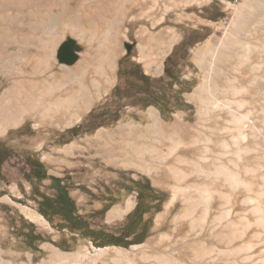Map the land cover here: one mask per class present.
<instances>
[{
  "label": "rangeland",
  "instance_id": "rangeland-1",
  "mask_svg": "<svg viewBox=\"0 0 264 264\" xmlns=\"http://www.w3.org/2000/svg\"><path fill=\"white\" fill-rule=\"evenodd\" d=\"M245 2L0 0V101L19 84L48 110L22 111L0 127V142L12 151L1 168L0 264H59L55 253L71 257L67 264H264V26L248 37L250 49L220 48L219 61L213 57ZM108 28L112 44L104 38ZM194 32L187 59L178 61L191 110H175L166 120L152 105L112 97L115 86L129 81L117 77L120 59L158 79L165 58ZM69 39L77 59L68 65L57 55ZM208 77L202 106L195 90ZM163 89L170 97L173 90ZM112 111H120L117 121L106 118ZM155 122L160 134L147 135ZM150 143L163 159L148 167L124 160L130 145ZM26 155L66 183L90 228L121 225L136 203L132 181L142 176L166 199L142 244L97 247L58 231V217L50 224L37 212L22 174ZM173 167L186 174L183 181ZM49 183L39 190L53 194ZM108 201L109 210L97 213ZM26 236L45 240L28 247Z\"/></svg>",
  "mask_w": 264,
  "mask_h": 264
},
{
  "label": "trees",
  "instance_id": "trees-1",
  "mask_svg": "<svg viewBox=\"0 0 264 264\" xmlns=\"http://www.w3.org/2000/svg\"><path fill=\"white\" fill-rule=\"evenodd\" d=\"M195 34V32L190 34L181 44L173 48L164 60L163 76L158 79H151L145 75L139 64L127 63L124 58L120 59L116 72L117 77L124 79L128 76L129 81L125 82L124 86H115L112 89V97L115 99L130 97L134 105L141 107L152 105L166 120L170 119L175 110H191V106L183 97V94L188 93L191 88L186 87L187 82L182 79V67H178V61L187 59L185 47L189 42L188 40ZM205 38L206 36L201 40ZM163 86L170 90H173L174 86L178 88L173 90L169 97ZM130 91L131 93H129ZM106 118L117 121L120 118V111H112ZM77 130L78 127H74L68 133L75 135ZM10 156H12L11 149L0 142V183L4 182L1 168ZM24 165L27 169L22 174L25 181L30 184L32 201L36 204L37 212L50 224L54 217H58L61 221L56 226L58 231L66 230L71 234H79L81 238L92 241L97 247L128 248L143 243L151 227L153 215L161 211L162 203L166 199L165 193L154 190L147 179L132 181V185L137 191L136 204L133 210L125 216L124 222L113 231L90 228L87 221L78 214L75 202L69 196L68 187L62 179L49 176L43 163L31 155L24 156ZM44 180H49V189L53 191V194L48 195L39 190V185ZM2 195L0 190V197ZM107 204L110 202L108 201L97 213L104 214L107 212L111 206ZM44 240L39 236L36 239H32V237L29 239L26 236L28 247L32 243L43 242Z\"/></svg>",
  "mask_w": 264,
  "mask_h": 264
},
{
  "label": "bare ground",
  "instance_id": "bare-ground-1",
  "mask_svg": "<svg viewBox=\"0 0 264 264\" xmlns=\"http://www.w3.org/2000/svg\"><path fill=\"white\" fill-rule=\"evenodd\" d=\"M238 9L240 11L238 17L231 21L232 27L230 31H228L225 41L223 42V40H220L215 47L213 57L218 59V61H219V57L222 56L219 52L220 48L231 51L233 54L241 49L242 50L245 48L250 49L251 43L248 42V37L252 36L251 35L252 33H256L259 27H261L262 25L264 26V0H246L244 4L238 5ZM114 34L115 33L113 32V30L108 28L104 34L105 41L112 44V40H114ZM260 47H264V44H260ZM209 82H210V77H208L206 79V82H204L201 86H199L195 90L194 96L198 101H200L202 106L203 104L204 106H206L205 105L206 102L204 101V99L207 94L206 92L207 83ZM3 96L5 98H3L2 101H0V127L9 125L15 118H18L20 116L22 111H27L28 109H30V111H48L46 110V108L43 109L37 107L39 105V102H43L42 99L32 98L31 93L27 92L19 84L16 85V87H14L10 92H7V94ZM84 102L86 103V101ZM152 133H154L155 135L160 134V127H158V124H156V122L154 123L152 132L148 131L147 135H151ZM172 139L173 136L170 137V140ZM172 144L173 145L169 148V150H167L169 151L168 154L169 157L170 155L173 154L172 152H174V149L177 145L176 142H172ZM154 145L155 144L152 145V143L148 145L145 144L130 145L123 152V154L126 155L124 160L130 163L133 161V159L135 160L139 159L140 166L148 167L146 165H150L154 161L164 158L161 152L158 149H156ZM193 167L198 173L204 172L202 170L199 172V168H201V165L199 163H194ZM218 170L220 171V168ZM171 171L172 174H174V177L177 182L183 181V179L186 177V174L182 173L180 170H178V168L176 169L173 167ZM187 213H189V209L184 214V216H186ZM62 257H66V256L64 255L61 256L60 254L55 253L52 256V259L58 261L59 264H67V261L69 259H72L69 256H67L65 259H62Z\"/></svg>",
  "mask_w": 264,
  "mask_h": 264
},
{
  "label": "water",
  "instance_id": "water-1",
  "mask_svg": "<svg viewBox=\"0 0 264 264\" xmlns=\"http://www.w3.org/2000/svg\"><path fill=\"white\" fill-rule=\"evenodd\" d=\"M126 49L128 51L129 47H127ZM76 50L77 46L75 45V42L73 40L69 39L65 41L58 51V62L68 65L74 63L77 59Z\"/></svg>",
  "mask_w": 264,
  "mask_h": 264
},
{
  "label": "crops",
  "instance_id": "crops-1",
  "mask_svg": "<svg viewBox=\"0 0 264 264\" xmlns=\"http://www.w3.org/2000/svg\"><path fill=\"white\" fill-rule=\"evenodd\" d=\"M203 177H204V176H203ZM228 177L230 178V175H228ZM140 179H141V180H144V179H147V178L142 176V177H140ZM147 180H148V179H147ZM135 201H136V199H135ZM129 204H130V205L127 204V208H129V207L131 206V203H130V202H129ZM135 204H136V203H135ZM134 206H135V205H134ZM133 208H134V207H131V208H129L126 212H123L122 217H124V216H126L127 214H129V213L133 210ZM118 210H119V209H118ZM187 211H188V210H187ZM187 211H186V212H187ZM189 213H190V211H189ZM152 223H153V218H152ZM152 225H153V224H152ZM190 227H193V225L191 224ZM141 244H142V243H141ZM250 244H251V243H249V245H250ZM138 245H140V244H138ZM250 246H251V245H250Z\"/></svg>",
  "mask_w": 264,
  "mask_h": 264
},
{
  "label": "flooded vegetation",
  "instance_id": "flooded-vegetation-1",
  "mask_svg": "<svg viewBox=\"0 0 264 264\" xmlns=\"http://www.w3.org/2000/svg\"><path fill=\"white\" fill-rule=\"evenodd\" d=\"M140 180V179H139Z\"/></svg>",
  "mask_w": 264,
  "mask_h": 264
}]
</instances>
